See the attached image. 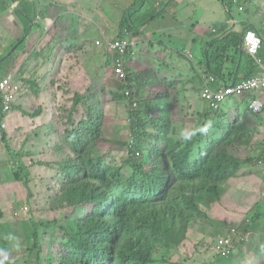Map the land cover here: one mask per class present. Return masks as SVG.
I'll return each instance as SVG.
<instances>
[{
    "label": "trees",
    "instance_id": "1",
    "mask_svg": "<svg viewBox=\"0 0 264 264\" xmlns=\"http://www.w3.org/2000/svg\"><path fill=\"white\" fill-rule=\"evenodd\" d=\"M247 2L250 1L243 0L241 10L247 8ZM231 4L225 1L226 11L230 13ZM25 21L28 28L29 20ZM122 26L123 35L128 34L124 31L130 28L126 21ZM129 28V33L130 29L134 31ZM228 28L217 30L215 42L208 51L209 69L216 75H224V66L229 60L235 70L240 58L242 33ZM18 43L6 60L19 55L27 38L19 39ZM55 49L49 43L33 54L42 64L53 60L55 63ZM111 54V82L116 85L111 105L117 107L123 101L128 107L124 119L128 137L108 136L109 120L103 95L93 86L85 94L76 91L72 104L54 114L42 145L25 138L12 155L15 149L8 144L9 139L6 142L8 133L1 136L8 155L0 172H9L8 176L4 172L7 181L0 185V192L11 197L8 203L13 217V221L6 219L7 211L0 199V252L8 254L4 264H18L16 255L20 250L24 251L28 264H175L167 263V257L177 252L193 224L212 234L215 223L204 209L221 200L228 180L238 174L242 165L264 162V154L256 155L258 150L250 147L253 134L243 117L230 123L223 140L207 142L194 155L195 139L183 141L169 135V111H161L160 117L152 116L147 99L140 100L138 109L126 100L125 91H134V76L140 83L144 81L134 75L126 55L124 83L116 71V54ZM259 55L264 59V43ZM241 57L238 75L243 74V79H247L258 74L260 67L253 57L247 51ZM61 80L58 79L60 83ZM20 83L28 85L33 94L37 93L36 81L28 80L26 75L22 78L20 75ZM140 87L143 91L144 87ZM209 109L215 115L216 111ZM21 112L33 119L40 116L42 109ZM33 149L39 152L33 154ZM113 149L125 150V156L115 160L110 156ZM165 161L169 167H164L166 172L162 173L159 168L165 166ZM36 163L39 169L35 170ZM171 170L177 175V184L171 178ZM18 183L25 187L24 194L20 193ZM37 202H41L38 208L34 204ZM20 203L26 205L19 208ZM41 209L61 214L65 222L54 218L45 224L44 218L35 217L36 210ZM52 225L62 233L57 239L52 235L49 245L57 257L43 260L44 249L38 238L48 234ZM214 254V260L204 264H233V254L218 251Z\"/></svg>",
    "mask_w": 264,
    "mask_h": 264
},
{
    "label": "crops",
    "instance_id": "2",
    "mask_svg": "<svg viewBox=\"0 0 264 264\" xmlns=\"http://www.w3.org/2000/svg\"><path fill=\"white\" fill-rule=\"evenodd\" d=\"M224 1L238 6V14L230 9L234 19L225 7L224 18L219 17L217 0H0V79L13 73L20 81V75L21 78L26 75L38 86L37 93L33 94L28 85L21 83V93L6 119L9 120L10 115V125L21 130L27 117L21 111H31L28 104L33 98L39 103L36 109L41 108L42 113L33 119L29 117L31 120L28 118L25 138L29 139L27 133L31 126L44 129L46 133L54 114L58 115L54 108L59 75L70 77L67 82L71 89L84 94L89 87H95V80L101 77L104 81L102 89L95 88L103 98L112 95L116 90V85L111 82L112 64L109 66L113 63V51L107 43L123 37L132 41L127 54L128 66L144 81L140 83L134 76V93L139 102L147 99L152 116L160 117L161 111L170 112L169 135L180 140L181 132H194L187 141L195 139L193 154L196 155L207 142L223 140L230 123L243 117L253 134L250 147L258 150L254 154H264V108L254 112L249 106L255 98L264 102V90L227 98L215 115H211L208 104L201 97L205 83L218 89L244 78L243 74L238 75L241 56L235 63V70L229 60L224 66V75L210 71L208 51L215 42L217 30L225 26L230 31L242 33L254 24L264 34L260 26L264 21L261 0H249L243 10L240 9L243 0ZM24 17L29 20L28 28ZM125 21L134 31L126 27L124 31L128 34L123 35ZM24 36L27 38L25 48L17 57L6 60ZM49 43L53 50L56 48L55 63L53 60L42 64L44 62L36 59L33 52ZM231 54L233 51L230 50ZM140 85L144 87L143 91ZM209 121V131L201 134L199 128ZM111 130L108 127L106 133L116 138ZM160 146H164L163 142ZM44 154L45 157L49 155ZM225 187L221 200L205 211L215 225L241 222L251 212L254 217L251 238L235 247L239 250L233 253V261L236 264H264V162L242 165Z\"/></svg>",
    "mask_w": 264,
    "mask_h": 264
},
{
    "label": "rangeland",
    "instance_id": "3",
    "mask_svg": "<svg viewBox=\"0 0 264 264\" xmlns=\"http://www.w3.org/2000/svg\"><path fill=\"white\" fill-rule=\"evenodd\" d=\"M262 5H264V0H261ZM217 4L220 5L219 6V17L220 18H224L225 16V12L223 10V2L222 0H217ZM222 7V8H221ZM232 10L238 14V6L233 4L231 6ZM226 10V9H225ZM129 18V15H128ZM61 60V58H60ZM99 65V64H98ZM59 77L62 78V80L65 82H63L61 80V83L58 81L59 78L56 79L57 85L56 86V95H57V102H56V107L54 108V112H58L61 113L62 112V107H69L72 104V98L71 97L73 94L76 93V90L71 89L70 85H68L66 82L70 81L71 78L65 75H59ZM52 78V77H50ZM112 78V77H111ZM113 79V78H112ZM104 84L103 79L100 77L98 79L95 80L94 86L97 89H102ZM109 87V84H108ZM64 88V89H62ZM82 88H85L84 85H82ZM103 107L105 108V110L107 111V115H108V120L112 121L109 128L112 129L110 132L114 137H118V138H123L128 137L129 133L126 132V123L124 122L126 113L128 111V107L123 104L122 102H119V104L117 105V107H114L111 105L112 102V96L111 95H106L103 98ZM203 99V98H202ZM19 100V99H18ZM204 100V99H203ZM205 101V100H204ZM206 102V101H205ZM34 103V104H33ZM207 103V102H206ZM29 107L31 108V111L36 109L39 106V103H37L33 98L29 101ZM27 105V107H28ZM10 115H9V120H8V130L6 131L8 133V137L6 139V142L10 141V143L8 142V144L10 145V147L12 146L15 151H12V155H15L17 152V149L20 147L21 145V140H24L25 138V133L27 131V127H26V123H29L28 121V117H25L24 121V127L19 130L18 127L15 126H11L10 125ZM122 131H121V130ZM226 129V128H225ZM44 129L41 128H34V127H28V133L27 135L29 136L30 140H37L39 142L40 145H42L44 143V141L47 139L46 137H44L46 135V133L44 132ZM6 142H2L0 140V166H2L4 160L7 158V151L5 150V144ZM28 146V145H27ZM39 151L36 149H33V154L38 153ZM48 153V152H46ZM49 156V155H48ZM47 156V157H48ZM110 156L112 158H114L117 161H120L124 156H125V150L123 149H113L110 153ZM109 156V158H110ZM13 162L11 161L12 165ZM38 163L35 164L34 169H39L38 168ZM4 172L7 174L8 176V171H1L0 172V185H4L6 183V179L4 178L6 175L4 174ZM19 185V191L21 194L25 193V187L22 185V183H18ZM35 190H39V189H35ZM0 195L3 198V205L4 208L7 211V216L6 219L9 221H13V217H12V212H11V204H9V194L8 195H2L0 192ZM21 200H24L21 199ZM27 200V199H26ZM24 202V201H21ZM42 202V201H41ZM41 202H37L34 203L37 208L39 206V204H41ZM22 205H26L25 203H20L19 204V208ZM211 208V207H209ZM31 215V213H28V216ZM38 215L41 218H44V223L47 224V222H51L52 219H56L58 218L59 222H65L64 217L61 214H56L53 211H51L50 209H41V210H36L35 213V217H38ZM53 226V225H52ZM230 224L229 223H224V222H220L218 223V226L215 225L212 234L207 233L208 231H205L204 228L200 227V231L199 234L195 235V234H189L187 235L186 240L183 242V244L179 247V249L177 250V252H173L170 253L168 255V260L167 263L173 262L175 264H204V263H208V261H213L215 258V254L211 249V245L212 242H210L211 240H213L217 235H219L220 233H225L227 231V229L230 228ZM54 236L55 239L59 238L62 236V233L60 232V230L56 227H52V229H49V233L45 234V235H40V238H38L39 244L43 245V260L44 259H50V258H56L57 256L53 253L54 248L52 250L49 249V245L52 244L51 241V236ZM250 240V239H249ZM210 242V243H208ZM237 244L239 245L240 242L237 241ZM240 246V245H239ZM238 249V248H236ZM239 250V249H238ZM24 251L20 250L17 255L16 258H19L17 261L19 262L18 264H28L26 262L27 259L24 258ZM24 258V259H22ZM29 262V260H28ZM30 264V262H29ZM233 264H236L233 261Z\"/></svg>",
    "mask_w": 264,
    "mask_h": 264
},
{
    "label": "built area",
    "instance_id": "4",
    "mask_svg": "<svg viewBox=\"0 0 264 264\" xmlns=\"http://www.w3.org/2000/svg\"><path fill=\"white\" fill-rule=\"evenodd\" d=\"M237 1L238 0H235V2ZM260 26L264 29V21L261 22ZM215 30L216 28H214V31ZM243 43L244 49L253 57L255 63L259 65L260 70L256 76L243 79L232 85H225L218 89H214L209 83H205L201 91V97L207 102L208 106L215 111H219L223 102L229 97L242 96L257 89L264 90V59L259 55L264 43L262 32L255 27H249L244 34ZM107 44L110 50L116 54V71L119 78L126 81L127 73L124 70L125 56L132 43L128 39H116L108 41ZM19 90L20 85L17 83L15 74L10 73L0 79V98L3 99V113L10 111ZM125 94L128 100L131 101L132 93L127 90ZM137 106V102L132 101V107L136 108ZM249 106L254 112H260L264 107V102L255 98L251 101ZM7 128L8 122L5 118L0 117V131H5ZM238 230L239 228L235 226L232 227L230 235L220 236L217 249L224 253L229 251V247L233 242V234L237 233ZM247 237V233L241 235L242 239Z\"/></svg>",
    "mask_w": 264,
    "mask_h": 264
},
{
    "label": "clouds",
    "instance_id": "5",
    "mask_svg": "<svg viewBox=\"0 0 264 264\" xmlns=\"http://www.w3.org/2000/svg\"><path fill=\"white\" fill-rule=\"evenodd\" d=\"M259 29V28H258ZM260 30V29H259ZM261 31V30H260ZM262 32V31H261ZM262 36H263V33H262ZM263 38H264V36H263ZM131 43H132V41L131 40H129ZM132 45V44H131ZM131 47V46H130ZM130 49V48H129ZM129 49H128V51H129ZM127 51V52H128ZM246 51V50H245ZM127 55V54H126ZM16 75V74H15ZM16 79H17V83L20 85V90H19V92H18V95L21 93V90H22V84L20 83V81H19V79L16 77ZM126 81H124V83H125ZM127 90H129L131 93H132V100L131 101H129L128 100V98H127V96H126V94L124 93V95H125V97H126V100L132 105V101L134 102V101H136L137 102V107L135 108V109H138V107L140 106V102H139V100H138V98H137V96H136V94L134 93V91L133 90H130V89H127ZM126 90V91H127ZM125 91V92H126ZM18 95H17V97H18ZM0 100L2 101V114H1V116L0 117H2V118H5L6 119V116H7V114L10 112V111H12L13 110V105H14V103L16 102V100H17V98H16V100L13 102V104H12V107H11V109H10V111L9 112H7V113H3V99L2 98H0ZM210 108V107H209ZM264 108V107H263ZM263 110V109H262ZM215 111V110H214ZM220 111V110H219ZM261 112V111H260ZM6 121L8 122V120L6 119ZM211 127V122L209 121V122H206L203 126H201L200 128H199V132L201 133V134H207V132L209 131V128ZM9 128V127H8ZM8 128H7V130H8ZM7 130H5V131H0V138H1V136H3V133L4 132H6ZM195 133L194 132H190V131H187V130H185V131H183V132H181V138L183 139V140H185V141H187V140H190L191 138H192V136L194 135ZM1 141H2V139H1ZM262 162V161H261ZM165 166H163V167H160L159 168V171H161L162 173H164V172H166V170H165V168L164 167H169V162H167V161H165V164H164ZM170 175H171V178L174 180V181H176V184H177V180H178V178H177V175L176 174H174L173 173V171L171 170L170 171ZM203 204H201V206H202ZM203 208H205V206H202ZM201 207V208H202ZM209 208V207H208ZM205 210V209H204ZM247 220H249V221H247ZM253 223H254V217L252 216V213H248V216H246L245 218H244V220H242L241 222H238V223H232V224H230L231 226H230V228L229 229H227V231L225 232V233H220L219 235H217L211 242H212V245H211V249H212V251L214 252V251H218V252H220L221 254H224V252H222L221 250H218L217 249V244H218V240H219V237L220 236H226V235H230L231 234V229H232V227H235V226H237L238 228H239V230H238V232L237 233H235V234H233V242H232V245H230V247H229V251H227L226 253L227 254H233L234 252H235V247L238 245L237 244V241H239L240 242V244L239 245H241V243L244 241V242H247V241H249V239L251 238V230H253ZM216 226H218V224H216ZM199 231H200V229L196 226V227H194V224L189 228V230H188V233H187V235H189V234H195V235H197V234H199ZM244 233H247V235H248V237L247 238H245V239H242L241 238V235L242 234H244ZM210 243V242H209ZM0 256H2V259H0V264H4V261H6L7 259H8V254L6 253V252H0Z\"/></svg>",
    "mask_w": 264,
    "mask_h": 264
},
{
    "label": "water",
    "instance_id": "6",
    "mask_svg": "<svg viewBox=\"0 0 264 264\" xmlns=\"http://www.w3.org/2000/svg\"><path fill=\"white\" fill-rule=\"evenodd\" d=\"M13 2H14V0H12ZM222 2H223V5H224V7H225V1L224 0H222ZM226 9V8H225ZM227 12H229V11H227ZM230 13V12H229ZM231 14V13H230ZM231 17L234 19V17H233V15L231 14ZM232 26H234V23H232ZM249 27H255L256 29H258L257 28V26L256 25H250ZM249 27H246L245 29H244V31L242 32V35H241V42H240V56L242 55V52H243V50H244V43H243V39H244V34H245V32H246V30L249 28ZM26 36H24V38H25ZM11 52V51H10ZM10 54V53H9ZM235 83V81H233V83L232 84H234ZM232 84H229V85H232Z\"/></svg>",
    "mask_w": 264,
    "mask_h": 264
},
{
    "label": "bare ground",
    "instance_id": "7",
    "mask_svg": "<svg viewBox=\"0 0 264 264\" xmlns=\"http://www.w3.org/2000/svg\"><path fill=\"white\" fill-rule=\"evenodd\" d=\"M0 199L3 200L2 196L0 195Z\"/></svg>",
    "mask_w": 264,
    "mask_h": 264
}]
</instances>
